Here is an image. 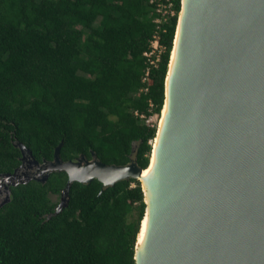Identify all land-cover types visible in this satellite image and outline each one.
<instances>
[{
    "label": "trees",
    "instance_id": "obj_1",
    "mask_svg": "<svg viewBox=\"0 0 264 264\" xmlns=\"http://www.w3.org/2000/svg\"><path fill=\"white\" fill-rule=\"evenodd\" d=\"M176 14L143 80L156 30L151 0H0V173L21 164L23 142L40 162L92 151L107 164L147 168L161 114ZM148 87L145 91L144 88ZM152 101L153 106H150ZM144 114V117L141 116ZM66 171L12 186L0 208V264H135L146 203L139 179L74 181L55 213Z\"/></svg>",
    "mask_w": 264,
    "mask_h": 264
},
{
    "label": "water",
    "instance_id": "obj_2",
    "mask_svg": "<svg viewBox=\"0 0 264 264\" xmlns=\"http://www.w3.org/2000/svg\"><path fill=\"white\" fill-rule=\"evenodd\" d=\"M167 85L155 174L146 178L150 204L134 146L124 165L107 164L95 151L64 161L62 142L52 160L40 162L14 141L21 164L0 173V208L12 186L45 182L53 171L68 174L55 213L67 206L74 181L110 186L134 177L146 203L135 264H264V0H181L161 115Z\"/></svg>",
    "mask_w": 264,
    "mask_h": 264
},
{
    "label": "built area",
    "instance_id": "obj_3",
    "mask_svg": "<svg viewBox=\"0 0 264 264\" xmlns=\"http://www.w3.org/2000/svg\"><path fill=\"white\" fill-rule=\"evenodd\" d=\"M154 4V9L158 13V16L154 19L156 23V30L153 34L152 39L150 40L149 48L144 52V56L146 58L147 67L145 70V75L143 80L148 82L150 71L152 68H157L159 66V62L162 59L163 53L166 51V45L161 42V32H165V24L169 19L176 14V9L174 6V0H151ZM145 91L148 90V87L144 88ZM150 106H153L152 101H150ZM156 115L155 122H151V118ZM141 116L144 117V114ZM159 114L154 113L153 115L147 118V122L153 124L157 123V118Z\"/></svg>",
    "mask_w": 264,
    "mask_h": 264
},
{
    "label": "bare ground",
    "instance_id": "obj_4",
    "mask_svg": "<svg viewBox=\"0 0 264 264\" xmlns=\"http://www.w3.org/2000/svg\"><path fill=\"white\" fill-rule=\"evenodd\" d=\"M177 42H178V38L176 39V45H177ZM176 48V47H175ZM174 54H175V49H174V52H173V56H172V61H171V66H170V73L172 72L173 68H174V65H175V58H174ZM169 83V77H168V80H167ZM169 96H170V88L169 86L167 85V101H166V105L164 107V110L162 112V115L160 114L158 116V122H157V126H159V131H158V136L156 138V140L154 141L155 145H154V151H153V155H152V159L150 160V165L144 170L143 174H142V179H143V182L145 183V187L149 188L148 189V197H147V201L148 203L150 204L151 203V198H152V195H153V191L150 190V187L148 186L147 182H146V178H148L150 175H154L155 174V168H156V164H157V159H158V153H157V148H158V144L161 140V137H162V134H163V127L165 125V121H166V115H167V112H168V109H169ZM149 218H150V207L148 209V213L144 219V223H143V228H142V232L139 236V246H140V249L142 251V253H144V249H145V239H146V230H147V226H148V223H149Z\"/></svg>",
    "mask_w": 264,
    "mask_h": 264
},
{
    "label": "rangeland",
    "instance_id": "obj_5",
    "mask_svg": "<svg viewBox=\"0 0 264 264\" xmlns=\"http://www.w3.org/2000/svg\"><path fill=\"white\" fill-rule=\"evenodd\" d=\"M150 120H151V122H155V120H156V115H154ZM157 122H158V119H157ZM52 199H53L54 201H59L61 198L58 197V196H56V195H52Z\"/></svg>",
    "mask_w": 264,
    "mask_h": 264
}]
</instances>
